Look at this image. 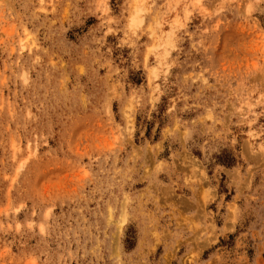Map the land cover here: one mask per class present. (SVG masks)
I'll list each match as a JSON object with an SVG mask.
<instances>
[{
  "label": "rangeland",
  "instance_id": "rangeland-1",
  "mask_svg": "<svg viewBox=\"0 0 264 264\" xmlns=\"http://www.w3.org/2000/svg\"><path fill=\"white\" fill-rule=\"evenodd\" d=\"M0 264H264V0H0Z\"/></svg>",
  "mask_w": 264,
  "mask_h": 264
},
{
  "label": "bare ground",
  "instance_id": "bare-ground-1",
  "mask_svg": "<svg viewBox=\"0 0 264 264\" xmlns=\"http://www.w3.org/2000/svg\"><path fill=\"white\" fill-rule=\"evenodd\" d=\"M138 6H140V5H138ZM137 8H138V7H137ZM134 18H135V17H134ZM134 18H133V19H134ZM156 19H157V18H156ZM133 22H134V21H133Z\"/></svg>",
  "mask_w": 264,
  "mask_h": 264
}]
</instances>
